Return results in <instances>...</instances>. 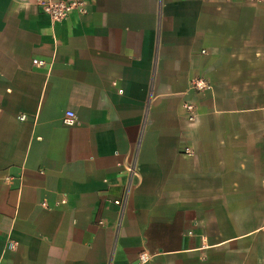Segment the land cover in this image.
<instances>
[{"label":"crops","instance_id":"crops-1","mask_svg":"<svg viewBox=\"0 0 264 264\" xmlns=\"http://www.w3.org/2000/svg\"><path fill=\"white\" fill-rule=\"evenodd\" d=\"M84 1L0 0V264H264V0Z\"/></svg>","mask_w":264,"mask_h":264},{"label":"built area","instance_id":"built-area-1","mask_svg":"<svg viewBox=\"0 0 264 264\" xmlns=\"http://www.w3.org/2000/svg\"><path fill=\"white\" fill-rule=\"evenodd\" d=\"M38 4L41 7L42 11L50 18L52 23L57 24L62 21H64L69 14L72 11H76L80 14L85 13V6L86 2L84 0H59V1H54V0H38ZM33 63L38 66V67H44L46 65V62L43 60L35 59L33 60ZM196 86L198 88H204L206 85L202 82L196 83ZM189 111L193 109V106L190 105L187 107ZM21 121H24L27 116L25 114H21L18 117ZM190 119H193V116H190ZM65 123L67 125H73L75 124V115L72 112H69L67 114V118L65 119ZM186 154L190 155L191 152L189 150L186 151ZM63 202H66L64 200ZM117 205H122V202L116 201L115 202ZM151 256L143 252L138 261L135 262L134 264H149L151 261Z\"/></svg>","mask_w":264,"mask_h":264}]
</instances>
